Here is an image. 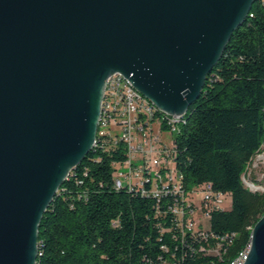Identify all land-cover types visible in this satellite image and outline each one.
Listing matches in <instances>:
<instances>
[{
    "label": "water",
    "instance_id": "obj_1",
    "mask_svg": "<svg viewBox=\"0 0 264 264\" xmlns=\"http://www.w3.org/2000/svg\"><path fill=\"white\" fill-rule=\"evenodd\" d=\"M254 0H0V264H35L42 217L92 150L119 73L182 115ZM244 264H264V215Z\"/></svg>",
    "mask_w": 264,
    "mask_h": 264
},
{
    "label": "trees",
    "instance_id": "obj_2",
    "mask_svg": "<svg viewBox=\"0 0 264 264\" xmlns=\"http://www.w3.org/2000/svg\"><path fill=\"white\" fill-rule=\"evenodd\" d=\"M173 148L182 191L209 185L227 195L230 209L203 208L206 225L187 229L172 211L174 195L115 188L124 149L99 137L45 211L35 264H231L247 252L264 215V191L243 183L264 153V0H254L233 32Z\"/></svg>",
    "mask_w": 264,
    "mask_h": 264
},
{
    "label": "built area",
    "instance_id": "obj_3",
    "mask_svg": "<svg viewBox=\"0 0 264 264\" xmlns=\"http://www.w3.org/2000/svg\"><path fill=\"white\" fill-rule=\"evenodd\" d=\"M100 107L96 135L101 136V141L110 140L114 146L120 143L124 149V161L115 173L116 189H136L142 195L159 199L174 195L177 200L173 213L185 216L186 227L192 230L200 224L204 227L208 215L203 208L225 209L222 202L228 200L227 195L213 191L209 185L187 195L181 189V177L174 169L173 148V136L181 125V115L159 116V108L150 104L149 99L119 73L105 80ZM164 133L171 136L170 144L164 142ZM140 179H148L149 188L139 190ZM199 192L202 199L197 203ZM179 202L182 203L178 205ZM198 211L203 221H196ZM244 262L245 259L240 264Z\"/></svg>",
    "mask_w": 264,
    "mask_h": 264
},
{
    "label": "rangeland",
    "instance_id": "obj_4",
    "mask_svg": "<svg viewBox=\"0 0 264 264\" xmlns=\"http://www.w3.org/2000/svg\"><path fill=\"white\" fill-rule=\"evenodd\" d=\"M171 136L167 133L162 134V138L166 144L171 143ZM243 183L246 187H248L251 191H264V153L258 154L252 161L247 173L243 177ZM202 199V193L196 194V202L198 203ZM222 202V205L225 209H230L231 202L230 199ZM196 221H203L201 214H195ZM207 222V220H206ZM206 225V223H205Z\"/></svg>",
    "mask_w": 264,
    "mask_h": 264
},
{
    "label": "bare ground",
    "instance_id": "obj_5",
    "mask_svg": "<svg viewBox=\"0 0 264 264\" xmlns=\"http://www.w3.org/2000/svg\"><path fill=\"white\" fill-rule=\"evenodd\" d=\"M150 104L154 105L150 100H149ZM186 114V113H185ZM185 114H182L181 115V122L183 120V116ZM159 116H167V113L161 111L159 109ZM99 117H101V107H100V112H99ZM101 137L100 135H96V138L94 140V144H93V147L95 146L96 142H97V138ZM92 147V148H93ZM68 179V177L66 178V180ZM148 182V179H140L139 180V190H145V186H146V183ZM250 247V246H249ZM249 250V249H248ZM248 250L247 252H244L242 254H240V256L235 260L233 261L231 264H240V261H243V259H246V256H247V253H248Z\"/></svg>",
    "mask_w": 264,
    "mask_h": 264
}]
</instances>
